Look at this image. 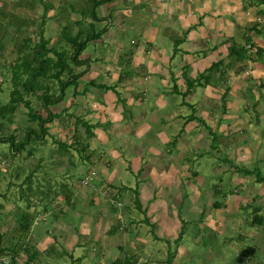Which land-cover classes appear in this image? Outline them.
<instances>
[{
  "label": "crops",
  "instance_id": "obj_1",
  "mask_svg": "<svg viewBox=\"0 0 264 264\" xmlns=\"http://www.w3.org/2000/svg\"><path fill=\"white\" fill-rule=\"evenodd\" d=\"M43 1L0 0V11L24 16L30 22L35 18L23 12L39 14L36 11L42 10V15L46 6ZM92 1L46 0L47 6L52 5L46 12V18L54 22L52 26L56 30L59 26L62 33L60 25L71 23L72 35L85 40L78 57L84 63L74 68L80 76L70 85L74 87L73 94L66 89L61 107L57 111L51 108L58 116L47 124L46 136L68 147L54 146L45 160L39 156L23 176L20 198L28 200L26 209L29 215L32 211L35 220L25 233L28 236L23 248L19 247L17 253L4 250L1 256H6L8 262L0 264H8L13 256L15 264H138L144 255L145 264H153V254L141 249L148 246L142 222L151 226L154 240L164 239L165 231L180 240L183 229H179V220L167 215L161 198L173 195L176 188L181 194L185 185L192 201L201 197L197 185L200 177L186 166L187 160L168 166L164 161H174L172 152L183 155L188 146L201 142L208 133L214 139L225 138L226 132L237 126H231L227 113L229 109L233 114L231 108L240 103L238 94L252 93L255 105L250 109L256 111L252 123L264 118V41L257 37L264 33V3L110 0L98 5L96 8L100 9L96 12L95 8L93 17ZM83 6L87 8L81 9ZM31 25L30 22L28 26ZM50 39L52 43L62 40ZM10 54L8 50L0 55V63L9 62ZM96 63L100 71L92 67ZM100 78L107 83H100ZM246 105L249 108L251 102ZM244 121L237 115L235 124ZM52 125L63 131V138L53 136ZM157 138L164 152L157 149ZM34 150L32 155L37 153ZM258 153L259 149H254V159H249L252 167H244L248 176L254 177L252 181H257L254 171L264 176L257 165ZM221 155L215 153L217 157ZM249 156L241 158L247 162ZM44 162H48L49 170ZM22 172L23 167L17 166L15 177ZM86 172L95 174L101 183L96 185L94 180L86 187L81 185ZM157 175L161 181L166 177L167 188L157 181ZM78 180L79 187L87 188L79 193ZM245 181L238 179L225 194L227 207L241 202L235 203L232 192L239 191ZM261 183L262 190L251 191V195L255 194L250 201H257L256 206H251L254 214L259 207L258 215L264 205V182ZM22 184H26L28 193ZM48 188L57 191L49 202L44 193ZM30 192L41 194L37 202L29 198ZM5 200V194L0 193L1 210L13 207ZM222 205L218 201L212 203L218 210ZM157 218L161 220L158 233ZM37 222L36 226L45 225L41 231L34 228ZM9 232L15 241L23 236L18 225Z\"/></svg>",
  "mask_w": 264,
  "mask_h": 264
},
{
  "label": "rangeland",
  "instance_id": "obj_2",
  "mask_svg": "<svg viewBox=\"0 0 264 264\" xmlns=\"http://www.w3.org/2000/svg\"><path fill=\"white\" fill-rule=\"evenodd\" d=\"M46 3V0L42 2L43 5H46ZM262 6L264 7V5ZM85 8L87 7L83 6L81 9ZM99 9L100 8H96V12ZM26 12L29 13L32 18H41L42 10L36 11L39 14L35 12H28L26 10L23 13ZM84 13H89V11H84ZM47 19L48 18H46V28L49 29L45 31V37L56 39L57 37H61L62 35L59 32V26L56 30V28L52 26L54 25V22ZM1 21L4 22V20H0V23H2ZM107 22L108 21H105V23ZM1 25L2 24H0V27ZM64 25L65 24L60 25V28H62ZM108 25L109 23L107 26ZM38 26V22L34 24L32 23L31 26H28V35L32 36L33 38ZM3 29L6 31L5 28ZM12 30V28H8V31H6L4 34L2 31H0V36L2 35L5 42L4 44H6L5 51H12L15 45L13 37L14 30ZM7 32L10 34H7ZM257 37L264 41V33L257 35ZM35 40L37 39L35 38ZM61 42L63 43V41ZM125 42L127 43V39H125ZM57 44L60 43L57 42ZM63 44L68 47L67 49L72 51V48L68 46V43ZM92 67L100 71L99 64L96 63ZM0 68H4L3 65H0ZM7 73L9 72L4 69L0 71V85L2 88L0 100L3 104L8 102L9 91L11 88L9 75ZM5 76L8 78H4ZM100 80V83L102 81L106 82L103 80V78H100ZM73 88L74 87L69 86L67 88V93L72 95L74 92ZM238 95L240 97V103H235L237 106L231 108L233 114L229 112V109L227 113V116L229 115V122L232 123L231 126H237L232 128L231 132H226L225 138L217 136L214 139L212 135L208 133L206 138L201 142L188 146V150L184 152L183 155H179L180 153L178 152H172L174 161L169 162V158H167L169 161H164L163 164L168 166L169 163L176 165L177 163H181L182 161L180 160L182 159L183 161L187 160L186 166L190 168V170H196L198 177H200L197 185L199 187L201 197L197 198L196 202L192 201L191 193L189 190H187V186L185 185L184 189L179 187L182 188L181 194L176 188L174 193L171 192L173 195L167 194L166 197L164 196L163 199L161 198L162 207L166 211L167 215H169V217L172 216V218L174 216V218L176 217L179 220V229L180 227L183 229V236L180 240H175V235H173L170 231L164 232V239L154 240L151 226L146 222H142V228L146 229V232L144 230V237H146L148 240V246L146 249H141H143L147 254H153V256L150 258V260L154 259L153 264H264V225L259 227L251 223L254 216L252 209L254 205L256 206L257 201L255 200L250 203L252 199L251 196H253L256 192L260 193L262 190V183L259 181H252V178L254 179V177H249V173L247 172L246 168H244L252 167L253 162L249 161V159H251V157L254 159L253 150L259 149L257 165L260 169V172L264 173V118H261L257 124L252 123L254 122L253 119L256 115V111L254 112L252 109H250L255 105V102L252 101V93L250 95V91H247L245 92V95ZM31 102L36 112L40 111L43 115H45V112L42 111L41 105L37 98H32ZM250 102L251 105L248 108L246 104ZM241 104H243V106L238 108V105L240 106ZM59 107H61L60 104L54 105L51 108H54V111H57ZM27 111L28 110L25 107L20 105L15 111L12 121L8 123L6 120H2L5 125L4 129H0V135H2V133L6 135L13 133L16 134V140L22 139L24 137V131L26 127L31 124V120L28 117ZM209 111L211 112L212 108H209ZM237 115H240L244 118L245 121L242 124H235V121H237ZM202 122H205L204 118ZM251 124H253V128H251ZM51 130H53L52 133L54 134L53 136L55 138H63V131L60 132L57 126L52 125ZM45 140V142L40 141L42 144H36V150H34V152L37 153L35 155L28 156L26 152H22L20 155L18 154L14 155V157H11V159H9L11 160L10 162H8L5 157H2L3 152H9L8 144H0V193L5 194V203L10 202V204L13 205V207L6 210L0 209L1 233L10 235L11 232L9 231L11 230V227H17V225L19 226V222L22 219V214H28V210L26 209L28 200H21L20 197H23V194L20 192L21 190L19 188L22 181L24 182V180H22L23 176L28 173V170L33 168L32 164L36 163V160L39 159L38 157L40 156L43 158V160H45L52 152L54 146L56 147L57 144L53 142V138L51 136H46ZM157 143V149H159L161 152H164V147L159 144L158 138ZM213 143L215 144L213 145ZM212 145L214 147H212ZM233 145L238 146V148L240 147L241 150L239 151L238 148L235 149ZM40 151L42 152L41 155L39 154ZM215 153L222 155L217 157L215 156ZM165 154L169 155L170 153ZM247 155H250L249 158H246L247 162L249 161L248 163L245 162L243 158H241L242 156ZM231 156H233V158H231ZM43 164H45L46 169L49 170L48 162H44ZM43 164H40L39 166ZM17 166L23 167V172L21 173L22 176L20 174V177L18 178L15 177ZM82 167L84 168V165ZM60 168H66V165L60 166ZM254 172V175H256L258 171ZM86 174H88V172L84 173L82 178ZM40 175L38 174L37 177L39 178ZM126 175L128 174L126 173ZM46 177L50 179L52 178L49 174H46ZM244 177L246 178V181ZM127 178L132 180L130 177ZM142 178L143 177H140L139 179ZM39 179L37 182H39ZM96 179H93L90 182L95 180L94 183L96 185L99 184L100 179ZM145 179L150 178L146 176ZM238 179L244 180L245 185L239 187V191L232 192V194H234L233 196L236 200L235 203L241 202L235 206L228 205L227 207L225 202V194L229 193V189H233L235 184L238 183ZM157 181L159 183L161 182V184L167 188V184L169 182L166 177L161 181L160 177L157 175ZM33 183H35V179L33 180ZM21 186L25 187L26 184H22ZM46 186H48V184H46ZM252 186H255L256 189H251ZM77 187L78 188L76 191L78 193L81 190L87 189L79 187V180ZM84 187L86 186L84 185ZM34 188L36 190L37 187L34 186ZM168 188H170V186ZM219 189H225L226 192H219ZM28 190L29 189H26V187L23 189L25 193H28ZM105 190L108 192L109 188L107 187ZM251 191H254L255 193L253 192L254 194L251 195ZM56 192V190L52 192L49 188L47 190L44 189V193L48 202L52 200V197L54 196L53 193L55 194ZM168 192L169 189L167 190V193ZM28 196L32 200L36 199L35 201L37 202V199L41 197V194L34 195L33 192H30ZM214 201H218L223 204V208H220V210L213 208L212 203ZM48 202H46V204ZM262 209L263 210L260 212V214L264 216V205ZM7 210L9 211L7 212ZM30 215L31 219H25L24 221L30 222L31 224L35 218L32 217V211ZM49 215L53 217L51 214ZM51 217L50 220H52ZM159 222H161V220L157 218V233L160 230ZM30 224L24 226L23 233H27L32 227ZM37 224H39V222L33 224L37 231H41L40 229L45 227V225L42 223H40L41 225L39 226H36ZM20 240L22 241V237H18L17 241L13 240L10 244V247L16 246L17 242ZM144 257H141L138 264H145L147 259Z\"/></svg>",
  "mask_w": 264,
  "mask_h": 264
},
{
  "label": "trees",
  "instance_id": "obj_3",
  "mask_svg": "<svg viewBox=\"0 0 264 264\" xmlns=\"http://www.w3.org/2000/svg\"><path fill=\"white\" fill-rule=\"evenodd\" d=\"M110 0H93L91 3L92 15L94 17L95 8ZM257 4H263L264 0H254ZM52 7H44L41 18L30 20L31 23L38 22L39 26L37 31L32 36L28 35L29 19L24 16H11L0 11V20L2 24L0 31L6 33L9 27L14 30L15 45L9 55L10 61H3L0 65L4 68H0L8 71L9 81L11 88L9 91V100L3 104L0 100V129H4V123L2 120H6L8 123L12 121L15 111L22 105L28 111V117L31 120V124L26 127L25 134L22 139L16 140V134H3L0 135V144H8L9 152L2 153V157H5L10 162L11 157L14 155H20L22 152H26L27 155L33 154V149L36 148L37 143L45 140V136L48 133V123H51L57 116V113L52 112L51 107L58 105L63 101L66 96V89L73 85L77 81L80 73H75V66L82 65L84 62L78 57L82 51V45L84 41H79L76 36L72 35L73 25L71 23H64L61 28V37L63 43L71 45L72 51L65 48L60 41V44L52 43L50 38L44 36L46 12ZM84 13V12H83ZM9 18V19H8ZM80 25V21H78ZM6 31H4V29ZM7 34H10L7 32ZM35 38L37 40H35ZM13 39V38H12ZM2 35L0 36V55H4L6 50V44H4ZM260 52V50H259ZM202 76V75H201ZM200 77V76H199ZM4 78H8L5 76ZM2 88L0 85V93ZM37 98L41 105L43 115L40 111L36 112L32 105V98ZM55 143L60 147L67 148L68 146L60 143L59 140ZM71 143L70 145H72ZM20 168V167H18ZM27 180L30 181V174L27 176ZM256 179L259 182H264V176L260 173H256ZM257 209V210H256ZM255 209V214L251 223L257 225H264V216L258 215L259 207ZM29 214H23L20 220V229L22 232V241H18L17 245L10 247L12 239L10 235L0 232V255L4 250L9 249L14 253H17L19 247L23 248L25 244V233H23L24 226L29 225L30 222L24 221L30 218ZM28 219V220H30ZM27 248L25 247L24 250ZM16 257L13 256L11 262L8 264H15Z\"/></svg>",
  "mask_w": 264,
  "mask_h": 264
},
{
  "label": "built area",
  "instance_id": "obj_4",
  "mask_svg": "<svg viewBox=\"0 0 264 264\" xmlns=\"http://www.w3.org/2000/svg\"><path fill=\"white\" fill-rule=\"evenodd\" d=\"M95 176H96V175L93 174V173H88V174H86V175L80 180V184L83 185V186H84V185H87L91 180L95 179ZM0 262L7 263L8 260L0 255Z\"/></svg>",
  "mask_w": 264,
  "mask_h": 264
}]
</instances>
